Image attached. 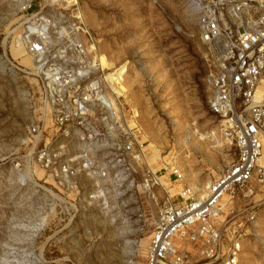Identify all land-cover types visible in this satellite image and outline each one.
I'll return each mask as SVG.
<instances>
[{
  "label": "rangeland",
  "instance_id": "rangeland-1",
  "mask_svg": "<svg viewBox=\"0 0 264 264\" xmlns=\"http://www.w3.org/2000/svg\"><path fill=\"white\" fill-rule=\"evenodd\" d=\"M43 24L51 46L82 41L125 73V111L133 109L147 163L109 207L55 208L37 168L31 176L14 168L35 148L24 141L39 105L22 37ZM204 55L193 0H0V264H145L157 210L138 186L145 168L176 167L201 186L235 158L208 107ZM227 207L226 227L245 228L254 215L238 264H264V188Z\"/></svg>",
  "mask_w": 264,
  "mask_h": 264
},
{
  "label": "built area",
  "instance_id": "built-area-1",
  "mask_svg": "<svg viewBox=\"0 0 264 264\" xmlns=\"http://www.w3.org/2000/svg\"><path fill=\"white\" fill-rule=\"evenodd\" d=\"M193 2L208 107L235 158L201 186L187 183L179 168L157 175L147 164L138 186L157 210L145 264H238L254 215L245 228L226 227L233 213L227 204L264 188V99L257 96L264 75V0ZM42 26L22 37L34 60L39 105L24 141L35 148L17 157L14 168L21 176L37 168L39 186L54 196L55 208L109 207L145 160L133 109L125 111V73L106 66L82 41L51 46Z\"/></svg>",
  "mask_w": 264,
  "mask_h": 264
},
{
  "label": "bare ground",
  "instance_id": "bare-ground-1",
  "mask_svg": "<svg viewBox=\"0 0 264 264\" xmlns=\"http://www.w3.org/2000/svg\"><path fill=\"white\" fill-rule=\"evenodd\" d=\"M29 37V36H28ZM27 37V38H28ZM24 39H26V37L24 36ZM102 59V62L104 63V64H106L108 67H111L112 66V64L110 63V61H108L105 57H102L101 58ZM114 75V74H113ZM185 176V175H184Z\"/></svg>",
  "mask_w": 264,
  "mask_h": 264
}]
</instances>
